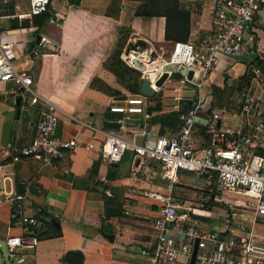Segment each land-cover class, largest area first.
Masks as SVG:
<instances>
[{
    "label": "crops",
    "instance_id": "0c3cea01",
    "mask_svg": "<svg viewBox=\"0 0 264 264\" xmlns=\"http://www.w3.org/2000/svg\"><path fill=\"white\" fill-rule=\"evenodd\" d=\"M179 1L191 11L189 41L199 44L212 40L216 33L214 17L218 0ZM14 2V16L29 12V0H0V5H12ZM82 2L78 0L75 4L73 0H53L55 13L64 17L61 28L48 21L39 29L33 25L34 18H31L29 28H13L12 18L0 16L1 31L14 44L16 67L20 72L32 75L34 90L42 98L52 101L62 112L56 128L57 138H77L82 143L93 142L96 146L90 151L79 148L67 152L50 165H43L31 158H22L18 162L7 159L2 154L7 144L19 150L37 137V125L47 109L41 103L31 105L24 99L18 106L17 98L22 95L18 86L14 82L0 84V166H3L0 175L9 176L11 179L7 184L10 189L26 197L29 215L42 216L39 213L43 212L45 222L42 227L51 223L62 233L58 238L40 240L35 250L21 249L9 255L11 264H72L74 260L67 258L69 252L82 253V264H150V258L142 255L141 251L152 248L157 239L154 221L160 203L146 197L145 193H165L167 182L159 172L151 174V182L145 178L135 179L139 159L132 152H128L118 166L104 164L98 152L103 138L96 135V139L92 140V131L72 118L108 130L105 125L110 124L109 107L132 95L103 67L117 47L122 31L130 32L128 42L144 38L151 44L154 56L150 62L161 61L166 48L174 40H166L165 17H135L139 3L133 0H122L120 4L117 0H91V6H98V16L93 14L87 22L90 26V20H93L94 29H98V39L97 36L86 42L68 39L67 26L73 15L76 18L72 9ZM37 35L55 41L59 50L49 48L39 55H33L32 51L38 45ZM247 35L252 38V47L238 56L221 57L204 85L212 98V110L223 111L232 118L223 121V126L233 124L239 115V100L246 89L243 88V77L251 71L256 60H264V5ZM123 55H126L125 50ZM175 73L173 71L165 87L176 80L172 79ZM212 87L224 90V96L219 100L228 95L227 91L232 95L237 93L238 100L229 109L219 105ZM136 122L128 123L133 127L145 124L140 120ZM204 123L205 120H201L193 135V146L197 149L206 145L201 134V130L206 128ZM195 179L199 187L182 183L174 189L176 204L195 208L198 214L210 217L208 221L213 227L221 225V205L208 199V195L203 199L198 197L199 192L208 194L206 187L210 185L205 179ZM95 183H98L97 186ZM19 185H24L22 192L18 189ZM190 191H197L195 198L199 202H191ZM10 214L11 205L8 202L0 203V248L7 238L23 234V230L11 222ZM215 215L218 218L214 219Z\"/></svg>",
    "mask_w": 264,
    "mask_h": 264
},
{
    "label": "built area",
    "instance_id": "2783aa9c",
    "mask_svg": "<svg viewBox=\"0 0 264 264\" xmlns=\"http://www.w3.org/2000/svg\"><path fill=\"white\" fill-rule=\"evenodd\" d=\"M217 4L214 17L216 33L212 40L199 44L192 41L172 42L168 57L161 58V61L139 59L145 71L135 67L132 54L123 55L128 66L141 72L140 87L147 80L156 89L155 82L163 74L165 64L171 67L170 77L174 66L179 69L176 72L182 69L194 72L192 79L182 76L173 81L169 90L172 96L163 100L166 112L180 111L184 102L195 103L193 109L180 114L182 125L176 134L160 136L157 128L148 125L153 115L148 111V98L140 92L109 107V114L122 115L121 119H108L110 124L120 125L118 130L100 129L72 118L92 131V140L96 139V135L103 138L98 152L104 164L118 166L127 153L132 152L139 159L135 179L145 178L151 182V174L159 172L167 182L165 193H145L146 197L160 203L154 221L157 232L155 245L141 251L142 255L150 258V264H190L196 241L198 248L194 264H264V235L255 231L256 226H264L263 72L257 66L251 68L250 84L240 97L239 115L233 124L222 125L223 121L232 118L223 111H213L211 96L207 92L204 97L203 92L221 57L238 56L252 47L253 41L247 32L260 13L264 0H218ZM29 7L28 13L17 14L20 19L46 13L50 14L51 25L62 27L64 17L55 13L53 0H29ZM49 48L59 49V45L41 36L32 54L39 55ZM15 58L14 44L0 28V84L14 82L18 90H23L22 99L28 100L31 105L41 103L47 110L37 125V137L19 150L7 144L2 151L3 156L12 162L31 158L50 165L67 152L79 148L95 149L93 142L57 138L61 110L34 90L32 75L20 72L14 63ZM210 110L212 112L208 114ZM138 120L145 124L133 127L128 123ZM201 120H205L206 134L212 137V142L197 149L193 146V135ZM2 171L3 166H0ZM188 174L207 180L212 188L207 198L222 207L221 225L213 227L208 221L210 217L198 214L195 208L176 204L174 189L182 183L187 184ZM10 179L0 175V203L11 205L10 220L23 230L22 235L11 236L5 241L4 246L12 256L21 249L35 250L38 247L40 240L35 230L43 226L45 218L27 213L26 197L10 189L7 184ZM221 191L234 195V198L226 199ZM206 195L204 193V197Z\"/></svg>",
    "mask_w": 264,
    "mask_h": 264
},
{
    "label": "trees",
    "instance_id": "16d2710c",
    "mask_svg": "<svg viewBox=\"0 0 264 264\" xmlns=\"http://www.w3.org/2000/svg\"><path fill=\"white\" fill-rule=\"evenodd\" d=\"M120 4L122 0H117ZM127 1V0H126ZM130 1V0H128ZM138 4L135 17H165L167 20L166 40H174L173 42L189 41V21L191 11L187 6L180 3L179 0H133ZM76 4L78 0H73ZM16 2L12 5H0V16H14ZM120 12V7H119ZM113 13V12H112ZM115 15V13H113ZM50 14H41L34 16L33 25L41 29L49 21ZM130 38L129 31H122V35L118 41L117 47L112 51L111 55L105 60L103 67L112 73L118 81L123 83L132 94H139L141 72L128 66L122 58L124 50ZM261 69L264 75V60H256L255 65ZM250 72V71H249ZM249 72L243 77V88L250 84ZM172 79H180L182 75L176 72ZM241 83V85H242ZM242 86L240 87V90ZM213 96L215 99L224 96V90L218 87H212ZM240 93V92H239ZM197 100V96H195ZM150 105L148 111L153 115V118L148 121V125L157 128L160 136H171L176 134L182 123L179 120L181 113H187L194 108V102H184L178 112H165L163 108V89L158 91L153 98L148 99ZM106 129H120V125L107 124ZM207 129H202L201 134L206 140V145H210L212 137L206 134ZM94 178V177H93ZM95 179V178H94ZM215 189L217 188L216 181ZM98 183H95L97 186ZM42 216L45 214L40 212ZM35 235L39 240H48L62 236L61 230L56 229L51 223H46L44 227L35 230Z\"/></svg>",
    "mask_w": 264,
    "mask_h": 264
},
{
    "label": "rangeland",
    "instance_id": "374dc122",
    "mask_svg": "<svg viewBox=\"0 0 264 264\" xmlns=\"http://www.w3.org/2000/svg\"><path fill=\"white\" fill-rule=\"evenodd\" d=\"M90 1L91 0H83V2L80 5H74L72 10L74 11V13H76V18L73 15V18L71 19L70 24H68V26H67V38L68 39H73V40L82 41V42H86V41H89L91 39H94L96 36L98 39V29L97 30L94 29V25H92L93 20H90L91 21L90 26H89V21L87 22V19L92 18L93 14L98 16V6L96 8H94L93 6H91L89 4ZM96 20H98V19H96ZM68 28L70 29V31H68ZM54 29H56V28H54ZM59 33L60 32L58 31V36H59ZM58 36H57V38H58ZM82 42H80V43H82ZM85 49H88V48H85ZM93 49H95L94 46H93ZM56 50H59V49L56 48ZM96 50L98 52V46H97ZM168 54H169V47L166 48V52L164 54V57L165 58L168 57ZM172 70L178 71L179 69L177 66H174L172 68ZM168 86L163 88V100H165V97L169 98L172 96V94L170 93L169 90L173 87V84H169ZM167 89H168V91H167ZM207 91L208 90L205 87L204 97L207 96ZM129 94H131V93H129ZM226 94H228V95L223 97V99H221V100L216 99V103L219 105H222L224 107H227L229 109V107L231 108L235 104V102L238 100V97H237L238 94L235 93L232 95L228 91ZM209 113H211V110L209 111ZM136 123H138V121ZM187 176L189 177V179L187 181L188 184H190L194 187H199V185H196L197 181H198L197 179L193 178L192 175L191 176L187 175ZM206 188H207L206 192H210V190L212 189L208 186ZM197 194H198L197 191H194V192L190 191L189 192V199L191 200V202H193V201L199 202V199L195 198ZM207 195L209 196V194H207ZM221 195L223 197H225L226 199L234 198V195L229 194L225 191H221ZM198 197L200 199H203L204 194L199 192ZM216 218H218V216L215 215L214 219H216ZM255 231L259 235H264V226H260V225L256 226ZM0 264H11L9 253H8V251L4 245L2 246V248H0Z\"/></svg>",
    "mask_w": 264,
    "mask_h": 264
},
{
    "label": "water",
    "instance_id": "95a60500",
    "mask_svg": "<svg viewBox=\"0 0 264 264\" xmlns=\"http://www.w3.org/2000/svg\"><path fill=\"white\" fill-rule=\"evenodd\" d=\"M11 23H12L13 28H20V27L29 28L32 25L31 18L26 17V18L20 19L18 15L12 17ZM40 40H41V35H37V43H39ZM125 52L126 54H133L136 57L133 61L135 67L138 69L144 70V71L146 70V68L140 64L139 59L150 61L151 59H153V56H154V51L152 49L151 44L144 38H135V39L130 40L126 46ZM170 69L171 67L169 64L164 65L163 74L155 82L156 89H162L164 87V85L166 84L167 80L170 77ZM180 74L182 76H188L189 79H192L194 76L193 71H187L186 69H182L180 71ZM156 89L150 84L149 81L146 80L142 82L139 92L141 95L147 98H153L157 94ZM21 102H22V95H20L17 98V105L20 106ZM109 117L112 119H121L122 115L116 114V113H110ZM23 186L24 185L18 186V189L20 192H22L21 190ZM197 248H198V241H196L194 245V251H193L190 264L195 263ZM69 257L72 258V260H74V261H71L73 262L72 264H82L83 262V255L80 252H77V253L69 252L67 254V258Z\"/></svg>",
    "mask_w": 264,
    "mask_h": 264
},
{
    "label": "bare ground",
    "instance_id": "6f19581e",
    "mask_svg": "<svg viewBox=\"0 0 264 264\" xmlns=\"http://www.w3.org/2000/svg\"><path fill=\"white\" fill-rule=\"evenodd\" d=\"M132 57H133V58H136L133 54H132Z\"/></svg>",
    "mask_w": 264,
    "mask_h": 264
}]
</instances>
